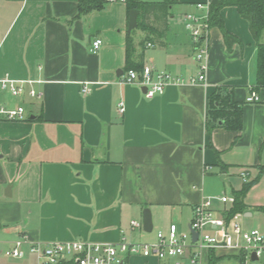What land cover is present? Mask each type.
Wrapping results in <instances>:
<instances>
[{
	"label": "crops",
	"instance_id": "0c3cea01",
	"mask_svg": "<svg viewBox=\"0 0 264 264\" xmlns=\"http://www.w3.org/2000/svg\"><path fill=\"white\" fill-rule=\"evenodd\" d=\"M207 1L179 0L166 23L152 16L159 35L143 49V31L135 60L186 79L196 75L182 18ZM78 3L0 0V79L41 81L34 87L43 92L41 98L0 94V101L27 109L23 120H0V241L24 235L36 241H147L146 232L156 240L173 223L191 233L195 208L206 199L222 215L233 204H224L221 195L243 188V170L253 179L264 166V87L257 86L258 48L248 20L235 6L224 7L225 27L240 41L229 45L211 27L206 82L171 83L147 98L144 87L124 79L126 3H108L82 17ZM96 38L103 45L94 52ZM221 86L242 107L241 130L220 120L208 132L209 98ZM252 90L261 101H247ZM146 210L150 232L144 229ZM214 251L222 256L217 264L232 258L240 264L233 252ZM125 264L174 259L132 255Z\"/></svg>",
	"mask_w": 264,
	"mask_h": 264
},
{
	"label": "built area",
	"instance_id": "2783aa9c",
	"mask_svg": "<svg viewBox=\"0 0 264 264\" xmlns=\"http://www.w3.org/2000/svg\"><path fill=\"white\" fill-rule=\"evenodd\" d=\"M109 3L126 0H107ZM199 12L186 13L182 23L190 35L195 60L198 65L197 74L186 79L175 76L166 71L157 70L152 65H144L138 71L130 69L124 75L126 82L137 83L146 89L147 98L163 94L171 83L203 84L206 82L208 58L210 52L209 8L210 1L197 2ZM103 45L102 38L93 41V51L97 52ZM148 46H153L151 43ZM34 79L16 80L11 78L0 79V94L17 98L28 94L31 97L41 98L43 92L37 90ZM90 88L85 85L83 92L88 93ZM248 102H259L261 96L252 90L247 97ZM121 111L124 104L121 103ZM27 109L23 104L10 105L9 100L0 101V120L20 121L26 118ZM244 183L251 180L249 170L241 172ZM220 200L224 204H234L235 197L222 195ZM244 213H236L230 219L224 215H217L212 209L211 199L203 200L195 208L194 219L191 223V233H180L177 224L169 226L168 232L159 231L156 240L130 241L122 238L119 242H96L80 239L36 241L24 235L12 241H0V256L13 259H23L29 256L36 258L37 264H125L132 255L144 257L156 256L163 259H174V264H184L182 259L188 258L189 264H204V253L211 250L223 249L244 256L252 260L255 254L257 260L264 259V233L259 229L244 230L241 218ZM133 227H139L138 221H132ZM198 233L197 239L193 232ZM245 264V263H244Z\"/></svg>",
	"mask_w": 264,
	"mask_h": 264
},
{
	"label": "trees",
	"instance_id": "16d2710c",
	"mask_svg": "<svg viewBox=\"0 0 264 264\" xmlns=\"http://www.w3.org/2000/svg\"><path fill=\"white\" fill-rule=\"evenodd\" d=\"M209 23L211 27H218L227 44L240 41V39L229 32L225 27V21L222 15V10L227 6H235L239 14L248 20L253 38L256 41L257 54V86L264 87V0H209ZM179 0H126L128 11L138 9L140 11L138 17L137 28L142 29L146 33L145 38L141 41V46L144 49L149 41L156 39L159 35V30L149 21L153 16L156 20L166 23L171 14V7L178 3ZM109 2L107 0H79L78 17L87 15L94 10H102ZM136 29V28H135ZM134 29V30H135ZM127 35L126 42V72L130 69L142 70L144 64L136 61L134 56L136 52L135 40L133 31ZM220 120H225V126L234 130H241L243 125L242 107L236 101L232 92H229L224 87H218L209 98V109L206 120L208 132H211L218 126ZM264 174V166L259 168V173L256 177L246 182L243 188L234 192L235 202L232 206L224 210V215L230 219L236 213H246L250 210V206L245 202L248 190L256 184ZM264 210V206L258 207ZM236 253L231 256L234 257ZM237 258L240 264H244V256L239 255ZM222 256H217L214 250L209 251L208 261L206 264H217Z\"/></svg>",
	"mask_w": 264,
	"mask_h": 264
},
{
	"label": "rangeland",
	"instance_id": "374dc122",
	"mask_svg": "<svg viewBox=\"0 0 264 264\" xmlns=\"http://www.w3.org/2000/svg\"><path fill=\"white\" fill-rule=\"evenodd\" d=\"M143 31L140 28H136L133 32L134 40L136 44H140L139 40L141 36H143ZM245 184V183H244ZM243 184V185H244ZM229 193V192H228ZM229 197H234L231 193L223 194ZM222 196V195H221ZM246 202L250 206V211L252 212V216H246L241 218V225L244 230H251V229H259L264 233V210L259 209V206H264V175L260 178V180L254 184L247 192ZM230 205V204H228ZM187 225L184 227V230H187ZM148 236L144 239L149 242L153 241V233H145ZM2 241V240H1ZM7 241V240H4ZM137 241V240H135ZM218 256V255H217ZM241 258V256L236 255L234 258ZM222 258V257H220ZM242 259V258H241ZM184 262L185 260L182 259ZM230 264H236L235 259L229 260ZM0 264H37L36 258L30 256L23 259H13V258H6L0 256ZM245 264H264L263 260H251L247 258Z\"/></svg>",
	"mask_w": 264,
	"mask_h": 264
},
{
	"label": "water",
	"instance_id": "95a60500",
	"mask_svg": "<svg viewBox=\"0 0 264 264\" xmlns=\"http://www.w3.org/2000/svg\"><path fill=\"white\" fill-rule=\"evenodd\" d=\"M140 11L138 9H132L129 11V26H128V32H131L138 26V17H139ZM144 229L146 231H152L153 224H152V217L151 212L149 210H146L144 213ZM193 232V237L196 240L198 233L196 231ZM252 260H257V257L255 254L252 255Z\"/></svg>",
	"mask_w": 264,
	"mask_h": 264
}]
</instances>
